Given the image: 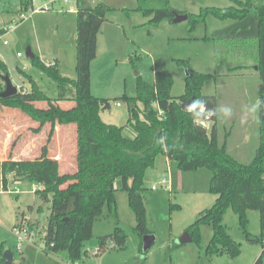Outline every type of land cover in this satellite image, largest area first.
Listing matches in <instances>:
<instances>
[{
    "label": "rangeland",
    "instance_id": "1",
    "mask_svg": "<svg viewBox=\"0 0 264 264\" xmlns=\"http://www.w3.org/2000/svg\"><path fill=\"white\" fill-rule=\"evenodd\" d=\"M47 1H54L52 10L34 11ZM21 2L0 0V27L13 26L0 33V62L6 70L5 73L0 71V75H7L18 92L23 89L31 91L26 78L30 76L39 90L55 98V83L34 67L26 59L25 53L29 49L44 65L56 63L60 75L72 80L76 78V1L64 5L61 0H36L32 7L19 11L26 16L24 21L19 22ZM78 2L79 5L86 3L90 6L103 4L109 9L105 15L106 21L97 33L96 56L90 65L91 94L111 100L110 110L100 113L104 123L119 127L126 124L133 107L125 98L135 97L137 77L151 84L156 71L169 72L173 80L170 95L177 98L185 92L187 69L212 77L203 83L200 94L214 96L217 100L215 126L219 138L223 139L230 133L227 139L230 153L238 157L241 163L246 164L251 160L258 145L256 92L260 84L254 63L258 36L255 6L264 5V0H250L248 15L240 21L219 20L212 16L204 21L195 19L202 9L227 8L233 5V0H169L175 12L186 14L188 18L180 23L163 21L157 26L148 23V19L137 11L136 0ZM70 7L74 12H69ZM15 22L17 24L14 25ZM18 54L22 58H18ZM57 54L59 59H56ZM0 87L3 90L1 80ZM142 107V104H136L138 114ZM225 109L228 110L227 114ZM0 124L7 138H10L3 161L7 160L9 152L13 154L12 157L18 152L22 153L24 157L19 160L37 159L45 146L50 158H56L57 153L61 152L59 173L73 171L75 149L72 127H55L53 136L48 140V125L34 133L32 130L37 124L18 111L2 108ZM210 125L207 124V130ZM245 126L248 132L244 137L242 131ZM124 132L127 137L132 136L129 131ZM240 138L246 140L242 142L243 147L240 145L243 139ZM162 178L170 180L171 190H151V186L157 185ZM7 179V190L0 189V245L10 250L12 264H71L42 250L41 240L50 214V203H43L35 195L37 185L15 181L12 175ZM210 180L211 173L206 169L183 173L175 162L167 163L164 156L155 158L153 168L145 173L143 202L147 228L156 236V241L145 254L137 252L138 237L133 232L135 218L127 195L121 190L120 181L116 180L115 206L111 210L105 208L102 216L94 222L92 237L83 246L89 255L75 264H201L196 260V254L205 255L212 234L211 227L201 226L199 248L191 242L180 245L178 239L200 212L212 207L215 198L210 193ZM22 217L32 224L31 231H27L31 238L25 240L18 251L13 228ZM245 218L248 233L258 237L259 213L248 210ZM116 224L127 237L126 249L107 250L95 256L97 239L112 233ZM222 225L240 252L234 258L222 255L218 264H254L261 253V246L246 240L231 209L225 212ZM170 231L176 237L173 240L175 247H171L168 240Z\"/></svg>",
    "mask_w": 264,
    "mask_h": 264
},
{
    "label": "trees",
    "instance_id": "2",
    "mask_svg": "<svg viewBox=\"0 0 264 264\" xmlns=\"http://www.w3.org/2000/svg\"><path fill=\"white\" fill-rule=\"evenodd\" d=\"M136 2L137 11L153 26L163 21L171 22L176 13L169 0ZM31 5L30 0L21 2L25 10ZM250 5V0H233V5L227 8L202 9L195 19L204 21L212 16L219 20L240 21L247 17ZM88 6L87 9L77 8L76 12V78L72 80L60 75L56 63L46 66L34 55L31 64L55 83L57 96L48 97L28 76L31 91H20L7 99L0 98V108L18 111L38 125L32 130L34 133L48 125V140L58 127L70 126L74 130L75 169L71 173H59L58 161L48 157L45 146L37 159L13 161L8 157L0 163L2 191L7 190V177L12 175L15 181L40 186L35 195L43 203H50V214L41 240L43 252L71 264L87 257L89 252L84 249V243L92 237L93 224L102 216L103 210H111L115 206L114 183L119 180L135 218L133 232L140 241L138 252L142 254L141 239L152 233L145 219L144 177L146 171L153 168L155 158L162 155L175 162L180 172L206 169L211 173L209 189L215 198L214 203L200 212L186 229L191 243L200 247V228L208 225L212 234L205 256L236 257L240 249L222 225L225 212L231 209L246 240L261 246V253L254 264H264V5L255 6L258 36L254 63L260 80L256 92L258 145L246 164L228 151L230 133L223 139L219 138L215 126L216 98L200 94L203 83L212 78L210 75L186 69L185 92L177 98L170 95L173 80L169 72L156 71L151 84L137 77L135 97L125 98L133 107L126 124L119 127L104 123L100 113L110 110L111 100L91 94L90 65L96 56L97 33L106 21L109 9L103 4ZM0 71H6L1 62ZM3 76L0 75L1 81ZM191 98L194 99V107L182 111L181 105ZM137 103L143 106L140 114L136 110ZM206 117L211 123L208 130L197 123ZM125 130L132 136L127 137ZM248 210L259 213L258 237L247 231L245 212ZM15 227L30 232L32 224L22 217ZM126 241L125 233L116 224L112 233L97 239L95 256L107 250L124 251ZM4 251L1 244L0 264H6L1 260Z\"/></svg>",
    "mask_w": 264,
    "mask_h": 264
},
{
    "label": "water",
    "instance_id": "3",
    "mask_svg": "<svg viewBox=\"0 0 264 264\" xmlns=\"http://www.w3.org/2000/svg\"><path fill=\"white\" fill-rule=\"evenodd\" d=\"M89 6L86 3H81L80 4V9H87ZM187 15L186 14H179V13H175L174 17L171 19L172 23H180L183 21L187 20ZM33 53L27 49L26 53H25V57L27 60H31L33 58ZM257 67H255L256 70ZM2 81L4 83V89L2 92H0V98L1 99H7L10 98L14 95H16L18 93V90L16 87L13 86V84L11 83V80L9 79V77L7 75L2 77ZM193 98H191L190 100H188L186 103L181 105V109L182 111L186 112L189 111L190 109H192L193 107ZM155 242V237L152 234H147L145 236L142 237L141 239V251L142 254H145L149 251V249L151 248V246L154 244ZM191 242V238L189 237V234L187 232H185L179 239H178V244H186V243H190ZM12 254L10 252V250H5L2 253L1 256V260L6 263V264H10L12 263Z\"/></svg>",
    "mask_w": 264,
    "mask_h": 264
},
{
    "label": "crops",
    "instance_id": "4",
    "mask_svg": "<svg viewBox=\"0 0 264 264\" xmlns=\"http://www.w3.org/2000/svg\"><path fill=\"white\" fill-rule=\"evenodd\" d=\"M23 1V0H22ZM74 1H76L75 2V4H76V12H77V8H80V5H79V2H78V0H74ZM97 1H100V0H97ZM53 5V4H52ZM88 5V4H87ZM20 10H25V9H23V7L22 6H20L19 7V9H18V13H19V11ZM69 12H74V10L70 7V10H69ZM28 43H29V41H28ZM33 55H35V54H33ZM58 55V54H57ZM18 58H22V56L21 57H18ZM56 59H59V55H58V57L56 58ZM22 92H29L28 90H24L23 89V91ZM41 105H43V104H40L39 106H41ZM2 125H4V124H2ZM247 126H245L244 127V131H242V135H244V137H245V135L247 134ZM43 133V132H42ZM9 139L10 138H7V134L5 133V130L1 127V124H0V163L1 162H3V157H5V154H6V151H7V143H8V141H9ZM240 139H243V138H240ZM246 140L245 139H243V140H241V142H240V145L242 146L243 145V143L242 142H245ZM31 142V144H33V140H31L30 141ZM238 147H240V146H238ZM243 147V146H242ZM227 148H228V151L230 152V150H229V143L227 142ZM58 156L56 157V158H54V159H56L57 161H58V163H60V158L62 157V154H61V152L59 151L58 153ZM16 156H14V157H12L13 156V154L11 153L10 154V152H9V154H8V156L13 160V161H18L20 158H23L24 156H23V154L22 153H16L15 154ZM17 158V159H16ZM64 158V157H63ZM165 158V157H164ZM166 159V158H165ZM166 162L167 163H169V162H171V161H169L168 159H166ZM73 169H75V165H74V162H73ZM166 169L168 170V166L166 167ZM171 188H172V183H170V180H169V185H168V190L170 191L171 190ZM36 189H41V187L40 186H36ZM157 191V190H156ZM205 210V209H204ZM27 221H28V219H27ZM29 222V221H28ZM154 237H155V241H156V236L153 234V232L151 233ZM176 237H174V235H173V233L170 231V233H169V237H168V240H169V242H170V246L171 247H173V246H175V244L173 243L174 241V239H175ZM208 238V237H207ZM211 238V237H210ZM207 240L208 239H206L205 240V242H207ZM139 239H138V246H139ZM155 243V242H154ZM187 244V243H186ZM185 244V245H186ZM189 244V243H188ZM181 245H184V244H181ZM205 245V244H204ZM138 246H137V252H138ZM153 246V245H152ZM151 246V247H152ZM207 246V245H206ZM139 253V252H138ZM223 256L221 255V256H217V257H212V258H208L207 256H201L199 253L198 254H196V260H198L201 264H218L219 262L218 261H220V260H218V259H221ZM170 264H172L171 262H170Z\"/></svg>",
    "mask_w": 264,
    "mask_h": 264
},
{
    "label": "built area",
    "instance_id": "5",
    "mask_svg": "<svg viewBox=\"0 0 264 264\" xmlns=\"http://www.w3.org/2000/svg\"><path fill=\"white\" fill-rule=\"evenodd\" d=\"M31 3L35 2L36 0H30ZM62 3L64 5H67L69 4L71 1L73 0H61ZM54 1H50V2H45V4L43 5V7L41 8H38V9H35L34 11H50L52 10V4H53ZM33 11V8L31 9ZM25 11V10H23ZM18 19H19V22H22L26 19V16L24 14H22L21 12L18 13ZM17 24V22L14 23V25ZM13 26H10L9 28H12ZM9 28H6V26H1L0 29L4 32V31H7ZM17 57H21V54H18ZM118 106V104H117ZM202 111V110H201ZM197 123L204 127V128H207V124L209 123L208 122V117H206L205 119L203 120H199L197 121ZM168 185H169V181L165 178H162L160 180V182L157 184V185H153L151 186V190L153 191H156L158 189H164V188H168ZM1 189V188H0ZM2 190V189H1ZM13 231H14V234L17 238V250L20 251V246L22 245V243L25 241V240H29L31 237L29 234H27V230L24 229V228H13ZM263 244H264V241H263ZM96 253H94L95 255Z\"/></svg>",
    "mask_w": 264,
    "mask_h": 264
},
{
    "label": "clouds",
    "instance_id": "6",
    "mask_svg": "<svg viewBox=\"0 0 264 264\" xmlns=\"http://www.w3.org/2000/svg\"><path fill=\"white\" fill-rule=\"evenodd\" d=\"M227 112H228V110L227 109H225V113L227 114Z\"/></svg>",
    "mask_w": 264,
    "mask_h": 264
}]
</instances>
